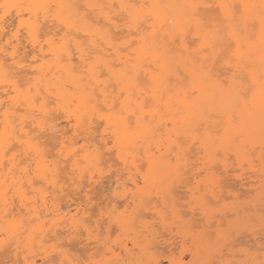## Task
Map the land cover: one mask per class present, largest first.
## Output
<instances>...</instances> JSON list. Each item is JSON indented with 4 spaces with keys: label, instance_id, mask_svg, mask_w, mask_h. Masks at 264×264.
Listing matches in <instances>:
<instances>
[{
    "label": "snow or ice",
    "instance_id": "6c2138e0",
    "mask_svg": "<svg viewBox=\"0 0 264 264\" xmlns=\"http://www.w3.org/2000/svg\"><path fill=\"white\" fill-rule=\"evenodd\" d=\"M0 253L264 264V0H0Z\"/></svg>",
    "mask_w": 264,
    "mask_h": 264
},
{
    "label": "rangeland",
    "instance_id": "374dc122",
    "mask_svg": "<svg viewBox=\"0 0 264 264\" xmlns=\"http://www.w3.org/2000/svg\"><path fill=\"white\" fill-rule=\"evenodd\" d=\"M250 185V184H249ZM249 185H248V187L247 186H245V191H250V192H253V190L255 191V188L252 186V185H250V187H249ZM252 186V187H251ZM248 188V189H247ZM245 238V239H244ZM241 242L243 243V244H245V245H247V246H253V245H256V246H258V244L254 241V237L252 238V239H249L247 236H243L242 238H241ZM249 240V241H248ZM245 241H247V242H245ZM248 242H249V244H248ZM255 242V243H254ZM253 244V245H252ZM6 257L3 255V256H0V260H3V259H5ZM189 258H191V257H189Z\"/></svg>",
    "mask_w": 264,
    "mask_h": 264
},
{
    "label": "bare ground",
    "instance_id": "6f19581e",
    "mask_svg": "<svg viewBox=\"0 0 264 264\" xmlns=\"http://www.w3.org/2000/svg\"><path fill=\"white\" fill-rule=\"evenodd\" d=\"M75 2H79V3H83V2H85V0H75ZM173 2H182V0H173ZM23 43H27V41L25 40V41H23ZM251 185V184H250ZM250 185H249V187H250ZM247 187H248V185H246ZM252 187V186H251ZM248 189V188H247ZM250 192V191H249ZM253 192H254V190H253ZM245 237V236H244ZM245 239V238H244ZM242 241V240H241ZM249 241V240H248ZM254 241L258 244V242L255 240V238H254ZM245 242H247V241H245ZM254 242V243H255ZM248 244H249V242H248ZM253 245V244H252ZM0 256H3V254L2 253H0ZM14 258V257H13ZM37 264H39V260L37 261Z\"/></svg>",
    "mask_w": 264,
    "mask_h": 264
}]
</instances>
